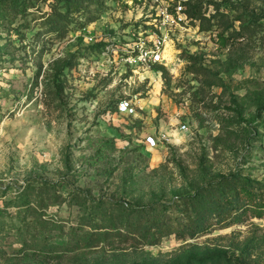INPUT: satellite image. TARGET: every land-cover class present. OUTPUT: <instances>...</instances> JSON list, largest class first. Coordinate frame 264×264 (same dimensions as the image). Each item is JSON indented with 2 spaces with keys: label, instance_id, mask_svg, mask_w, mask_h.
<instances>
[{
  "label": "rangeland",
  "instance_id": "rangeland-1",
  "mask_svg": "<svg viewBox=\"0 0 264 264\" xmlns=\"http://www.w3.org/2000/svg\"><path fill=\"white\" fill-rule=\"evenodd\" d=\"M13 1L0 0V264H264V217L156 243L139 218L226 176L264 192V0H106L86 26L94 5L77 3L60 38L47 2L15 16ZM178 4L206 17L168 24L163 63L127 61Z\"/></svg>",
  "mask_w": 264,
  "mask_h": 264
},
{
  "label": "trees",
  "instance_id": "trees-1",
  "mask_svg": "<svg viewBox=\"0 0 264 264\" xmlns=\"http://www.w3.org/2000/svg\"><path fill=\"white\" fill-rule=\"evenodd\" d=\"M34 1L36 0L13 1L11 10L14 11L15 16L19 13L30 12L28 9L34 5ZM41 1L49 4V8L43 11L46 17L43 19L42 24L48 28V31L56 32V36L59 38L70 30L71 12L73 8H79L76 6L81 7L77 3L82 5L84 3L86 8L94 5L93 8L95 9L85 11L88 13L81 26H86L98 18L106 2V0ZM153 3L151 0L146 1V7L151 4L155 6V2ZM194 6L196 10L193 11ZM194 6L190 9L184 7L185 12H188V15L192 18L194 16L206 17L205 11L201 10V4H194ZM250 27V24L246 25L242 30L244 28L250 29ZM165 207V211L162 213L159 211L153 213L154 208L151 206L143 208L139 217L141 219L147 218L145 229L155 234L153 238L155 243L159 242L164 236L171 234L187 239L208 233L215 228L226 227L236 221H242L248 213H251V216L264 217V192L258 190L256 183L251 178L232 175L223 177L217 182L203 184L192 194L179 195ZM151 210L153 215H150ZM173 210L175 213L173 212L172 215L167 213ZM133 214L134 211H131L126 220H131Z\"/></svg>",
  "mask_w": 264,
  "mask_h": 264
},
{
  "label": "built area",
  "instance_id": "built-area-1",
  "mask_svg": "<svg viewBox=\"0 0 264 264\" xmlns=\"http://www.w3.org/2000/svg\"><path fill=\"white\" fill-rule=\"evenodd\" d=\"M155 3H158L155 1ZM158 16L155 17V22L157 26L162 28V26H166L167 33H156L154 36H145L139 35L138 40L134 45H131L130 51H128L125 56L126 60L130 63L136 62L137 64H146L148 66L163 63L165 59L164 48L167 45V36L168 32L173 29V23L178 24L184 21L187 18V14L184 10L182 4H178L176 6V12L172 13L168 7L162 5L159 6ZM170 24V25H168ZM170 26V27H169ZM169 27V28H168ZM119 109L125 110L131 113L136 112L135 103L132 99L128 98H120ZM187 125L185 123L182 124V128H186ZM148 141L155 143V138L153 136H148Z\"/></svg>",
  "mask_w": 264,
  "mask_h": 264
},
{
  "label": "bare ground",
  "instance_id": "bare-ground-1",
  "mask_svg": "<svg viewBox=\"0 0 264 264\" xmlns=\"http://www.w3.org/2000/svg\"><path fill=\"white\" fill-rule=\"evenodd\" d=\"M168 47H169V46H167V47H166V49H165V51H166V54L168 53V49H169Z\"/></svg>",
  "mask_w": 264,
  "mask_h": 264
}]
</instances>
